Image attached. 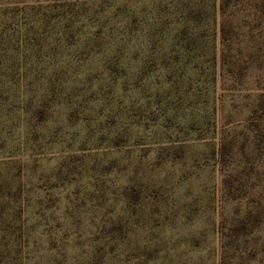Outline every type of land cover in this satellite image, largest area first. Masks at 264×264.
Returning a JSON list of instances; mask_svg holds the SVG:
<instances>
[{
    "label": "rangeland",
    "instance_id": "374dc122",
    "mask_svg": "<svg viewBox=\"0 0 264 264\" xmlns=\"http://www.w3.org/2000/svg\"><path fill=\"white\" fill-rule=\"evenodd\" d=\"M0 264H264V0H0Z\"/></svg>",
    "mask_w": 264,
    "mask_h": 264
}]
</instances>
